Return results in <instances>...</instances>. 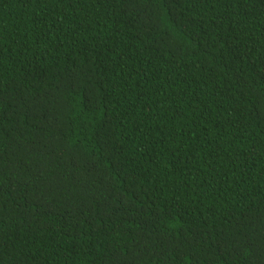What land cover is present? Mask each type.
<instances>
[{
    "label": "trees",
    "instance_id": "trees-1",
    "mask_svg": "<svg viewBox=\"0 0 264 264\" xmlns=\"http://www.w3.org/2000/svg\"><path fill=\"white\" fill-rule=\"evenodd\" d=\"M0 264H264V0H0Z\"/></svg>",
    "mask_w": 264,
    "mask_h": 264
}]
</instances>
